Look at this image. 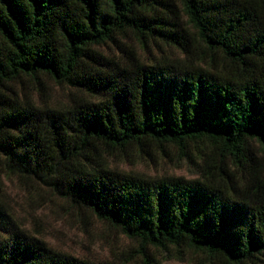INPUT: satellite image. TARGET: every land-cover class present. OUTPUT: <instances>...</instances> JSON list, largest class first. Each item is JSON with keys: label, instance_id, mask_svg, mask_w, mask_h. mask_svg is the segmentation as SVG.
I'll return each instance as SVG.
<instances>
[{"label": "trees", "instance_id": "trees-1", "mask_svg": "<svg viewBox=\"0 0 264 264\" xmlns=\"http://www.w3.org/2000/svg\"><path fill=\"white\" fill-rule=\"evenodd\" d=\"M125 33L185 58L199 51L210 68L95 50ZM38 75L86 97L40 109L9 95L15 79L41 87ZM250 141L264 150V0H0L5 175L41 184L141 249L185 246L221 264H254L264 255V170ZM150 144L192 147L201 159L208 151L241 176L219 167L218 181L145 179L98 162ZM0 231V264H94L11 227L1 203Z\"/></svg>", "mask_w": 264, "mask_h": 264}, {"label": "rangeland", "instance_id": "rangeland-1", "mask_svg": "<svg viewBox=\"0 0 264 264\" xmlns=\"http://www.w3.org/2000/svg\"><path fill=\"white\" fill-rule=\"evenodd\" d=\"M94 48L113 59L134 57L145 63L157 60L192 61L202 68H210L208 57L199 51L185 58L174 46L159 41H148L143 45L131 33L118 34L115 42L109 41ZM38 81L41 87L29 77L15 79L8 83L9 95L22 104L28 103L40 109L69 107L86 97L43 75H38ZM249 148L263 171L264 150L255 141L249 142ZM207 152V157L201 159L192 147L183 153L173 144H150L142 151L129 149L102 153L98 162L110 170L145 179L178 176L203 182L218 181V169L222 167L231 179L238 182L240 169L230 159L219 160L216 155ZM0 203L11 227L42 241L55 251L94 264H142L143 253L156 264H221L199 250L185 246H169L167 249L144 246L141 249L134 239L96 219L89 211L70 204L39 183L5 175L1 169ZM257 258L253 260L254 264H264V255Z\"/></svg>", "mask_w": 264, "mask_h": 264}]
</instances>
